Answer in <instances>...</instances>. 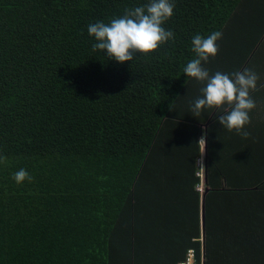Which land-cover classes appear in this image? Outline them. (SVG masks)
<instances>
[{
    "label": "trees",
    "instance_id": "1",
    "mask_svg": "<svg viewBox=\"0 0 264 264\" xmlns=\"http://www.w3.org/2000/svg\"><path fill=\"white\" fill-rule=\"evenodd\" d=\"M149 2L0 0V264H154L192 249L198 264H264L260 175L208 191L203 241L196 210L171 251L141 196L157 140L184 118L175 108L194 79L183 71L197 58L193 37L220 31L219 50L255 55L264 31L231 37L257 28L264 0H172L162 26L174 37L155 52L121 64L93 51L90 24ZM196 146L192 159L173 158L177 175H197ZM20 169L33 179L17 183Z\"/></svg>",
    "mask_w": 264,
    "mask_h": 264
},
{
    "label": "crops",
    "instance_id": "2",
    "mask_svg": "<svg viewBox=\"0 0 264 264\" xmlns=\"http://www.w3.org/2000/svg\"><path fill=\"white\" fill-rule=\"evenodd\" d=\"M257 23V28L253 27L254 30L251 31H242L240 28L233 29L231 38L237 42L242 41L240 38L247 39V42L253 40L257 32L264 31V14L258 17ZM241 45L234 50L229 48L230 50L227 52L222 48L219 51L224 54L222 58L225 60L213 65L206 63L204 68L212 76L220 72L231 77L232 74L245 69L252 70L258 75L257 89L250 93L256 102V108L249 113L251 124L245 128L251 134L250 137L245 139L235 131L229 132L216 121L217 115L224 114L223 109H204L199 117L193 116L191 111L193 102L202 96L201 89L206 86L194 78L191 88L183 98H180L175 108V112L183 114L184 118L175 123L177 128L173 129V132L169 131L167 136L157 140L152 164L153 176L143 182V185L141 184V188L144 190V193L141 194L145 200L144 210L153 214L152 216L160 229L158 234L162 237L164 248H168L170 251L171 247L180 243L182 238L184 239V231L187 226L192 224L193 211L196 210L201 216V240L203 241L205 227L203 218L205 219L208 191L217 188L229 189L234 183L238 186L247 185L249 180L255 178L257 174L260 175L261 182L264 180V46L255 55L253 53L256 50L246 56L248 50L243 47V44ZM220 52L217 57L221 56ZM249 56L250 58L245 63ZM201 138H205L206 143L199 142ZM196 145L200 149V154L196 155V168H198L200 159L204 158L206 164V175L203 180L204 192L198 189V186L203 184L198 175L194 178L181 177L177 175L178 169L174 168L173 164V158L175 160L178 157L185 158V160L192 159L194 150H197ZM211 158L213 163L209 165ZM213 165L215 170L211 171ZM242 169L250 171L251 176L241 174ZM223 170L227 172L228 177L223 175ZM233 173H237L235 178H231ZM197 178H199L198 183ZM184 220H188L187 224ZM149 231H152L153 234L155 232L150 229ZM172 254L174 253L164 252L163 257ZM182 260L175 255L171 261L156 259L154 264H173L174 262L179 264Z\"/></svg>",
    "mask_w": 264,
    "mask_h": 264
},
{
    "label": "clouds",
    "instance_id": "3",
    "mask_svg": "<svg viewBox=\"0 0 264 264\" xmlns=\"http://www.w3.org/2000/svg\"><path fill=\"white\" fill-rule=\"evenodd\" d=\"M174 8L172 0H150L145 6L126 10L122 17L114 18L110 23L98 21L90 24L88 33L96 40L92 45L93 51H105L110 60L121 64L132 61L136 53L147 55L155 52L174 37L171 30L162 26L174 15ZM222 36V32L215 31L206 38L197 34L192 39V50L197 58L190 60L183 71L187 77L195 78L206 86L201 89L202 96L193 102L191 111L194 117H199L204 109H223L224 114L217 115L216 121L227 131H235L247 139L251 135L245 130L251 124L249 113L256 108L250 93L257 89L258 75L245 69L231 77L220 72L212 76L202 66V62L218 54L217 41ZM199 142L206 143V140L201 138ZM14 179L22 183L25 179L31 181L33 177L25 169H20Z\"/></svg>",
    "mask_w": 264,
    "mask_h": 264
},
{
    "label": "built area",
    "instance_id": "4",
    "mask_svg": "<svg viewBox=\"0 0 264 264\" xmlns=\"http://www.w3.org/2000/svg\"><path fill=\"white\" fill-rule=\"evenodd\" d=\"M205 159H200L198 162V177L202 180L203 184H201L200 186H198L199 191L204 192L205 191V185H204V179H205V170H206V166H205ZM179 264H198L196 261V252L195 250H190L187 258L185 260H183L182 262H180ZM199 264H205L204 263V257L202 256V261Z\"/></svg>",
    "mask_w": 264,
    "mask_h": 264
},
{
    "label": "water",
    "instance_id": "5",
    "mask_svg": "<svg viewBox=\"0 0 264 264\" xmlns=\"http://www.w3.org/2000/svg\"><path fill=\"white\" fill-rule=\"evenodd\" d=\"M205 221V219L203 218V222Z\"/></svg>",
    "mask_w": 264,
    "mask_h": 264
}]
</instances>
